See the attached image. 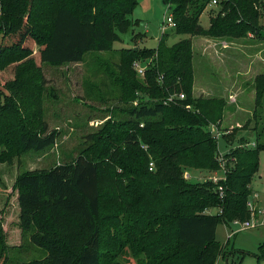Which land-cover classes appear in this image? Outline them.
Wrapping results in <instances>:
<instances>
[{"label":"trees","instance_id":"trees-1","mask_svg":"<svg viewBox=\"0 0 264 264\" xmlns=\"http://www.w3.org/2000/svg\"><path fill=\"white\" fill-rule=\"evenodd\" d=\"M211 1L168 0L174 31L231 38L259 33L264 0H216L218 9L204 28L199 17ZM136 4L0 0V163L11 165L24 152L46 150L58 137L43 119L48 96L42 64L80 62L86 53L111 50L119 33L137 24L128 17ZM166 35L151 50L114 49L120 55L117 78L137 100L105 124L91 150L16 176L12 189L21 241L6 242L0 218V254L20 247L28 235L47 254L17 264H215L225 251L215 239L217 226L250 219L251 178L264 150V116L256 111L264 107V73L253 81L254 145L240 139L224 154L230 158L224 179L190 183L183 168H220L218 136L210 127L219 128L230 107L222 99L192 95L191 39L168 45ZM145 58L151 61L143 80L126 77L136 73L133 63ZM178 92L184 99L165 102ZM227 136L221 137L232 141ZM210 207L218 212L205 213ZM103 238L117 239L112 252Z\"/></svg>","mask_w":264,"mask_h":264},{"label":"rangeland","instance_id":"rangeland-1","mask_svg":"<svg viewBox=\"0 0 264 264\" xmlns=\"http://www.w3.org/2000/svg\"><path fill=\"white\" fill-rule=\"evenodd\" d=\"M136 1L128 17L137 24L119 33V39L113 42L111 50L86 53L80 62L42 64L41 72L48 96L43 100V119L48 130L56 129L59 134L55 143L46 150L24 152L11 165L0 163V218L8 244L14 245L21 241L18 238L19 230L15 227L17 205L12 189L16 176L33 169H49L91 150L90 145L95 142L94 139L105 124L119 119L126 107L136 104L137 99L132 100L117 78L120 55L114 49H154L162 34V18L171 12L173 6L169 4V9L168 0ZM217 9L218 4H208L199 17V24L207 27L209 14ZM259 24L258 34L250 36L247 33V36L232 38L176 33L173 27L166 28L168 45L184 38L191 39L194 75L192 95L222 99L230 107L224 111L220 127H210L212 133H219L218 152L225 162L230 158H224V154L239 144L240 139L247 146H252L255 141L253 81L256 75L264 73V15L260 17ZM136 61L134 63L137 64L132 65L136 73L126 77L142 81L144 76L135 67L146 69L151 58ZM256 111L261 117L264 116V107H256ZM224 132L228 134L227 139L232 141L227 142L221 137ZM88 135H92L93 139ZM190 169L182 170V177L190 183L215 182L218 177H223L219 169ZM187 173L189 177L185 176ZM250 188L247 207L256 226L240 230V223L245 220L220 223L215 239L224 246L225 251L215 264H264V150L259 152L258 170L251 178ZM204 212L216 214L218 208L210 207ZM105 226H108L107 221ZM109 236L112 237L113 233L109 232ZM103 241L105 249L112 252L117 239L112 242L110 238H103ZM4 251L0 254V263L5 264H17L47 254L44 248L32 244L28 235L24 236L20 247ZM124 262L127 263V258Z\"/></svg>","mask_w":264,"mask_h":264},{"label":"built area","instance_id":"built-area-1","mask_svg":"<svg viewBox=\"0 0 264 264\" xmlns=\"http://www.w3.org/2000/svg\"><path fill=\"white\" fill-rule=\"evenodd\" d=\"M169 4L170 3H168V7H169ZM217 4V1L216 0H212L210 3H209V5H212V6H214V5H216ZM213 8V7H212ZM169 9H170V7H169ZM175 26V22H174V20L172 19V15H171V12L167 15V16H163V18H162V21H161V24H160V29H161V32L162 33H164L165 31H166V28L167 27H174ZM137 62V61H136ZM137 63H134V65H136ZM136 68V70L140 73V74H142V75H144V71H145V68L143 69L142 67H135ZM161 76H159V80H161ZM184 93H182V92H178V93H173V94H170L167 98H166V100H165V102H170V101H176L177 99H184ZM187 107L188 108H190L189 107V105H187ZM213 130H214V128H213ZM216 135L218 136L219 135V133L218 132H216ZM219 137V136H218ZM253 145H254V143H253ZM252 145V146H253ZM221 153H219L218 152V160L220 161V168H219V170H222V172H223V177H218V179H215V182H217L218 180H221V179H224V173H225V171H226V167H225V164H226V162L225 161H223V158H222V156L220 155ZM225 158V157H224ZM150 166H152V163H150ZM150 169H151V167H150ZM185 176L186 177H189V174L187 173V174H185ZM218 196H219V198H223V196H224V194H223V188H222V186H218ZM248 203H249V201H248ZM241 224V229L240 230H245V229H247V228H249V227H251V226H256V224L254 223V218H250V219H248V220H245L244 222H242V223H240Z\"/></svg>","mask_w":264,"mask_h":264},{"label":"crops","instance_id":"crops-1","mask_svg":"<svg viewBox=\"0 0 264 264\" xmlns=\"http://www.w3.org/2000/svg\"><path fill=\"white\" fill-rule=\"evenodd\" d=\"M208 23H209V20H208ZM208 25H209V24H208ZM207 27H208V26H207ZM207 27H204V28H207ZM164 33H166V31H165ZM251 35H252V34H250V36H251ZM191 43H192V42H191ZM190 170H191V169H190ZM193 170H195V169H192V171H193ZM192 175H193V174H192ZM203 176H204V175H203ZM253 195H255V194H253ZM253 195H252V196H253ZM208 214H209V213H208ZM245 230H246V229H245Z\"/></svg>","mask_w":264,"mask_h":264},{"label":"water","instance_id":"water-1","mask_svg":"<svg viewBox=\"0 0 264 264\" xmlns=\"http://www.w3.org/2000/svg\"><path fill=\"white\" fill-rule=\"evenodd\" d=\"M134 49H136V47Z\"/></svg>","mask_w":264,"mask_h":264}]
</instances>
